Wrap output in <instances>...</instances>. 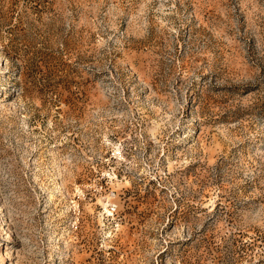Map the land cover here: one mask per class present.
Segmentation results:
<instances>
[{
  "label": "rangeland",
  "instance_id": "374dc122",
  "mask_svg": "<svg viewBox=\"0 0 264 264\" xmlns=\"http://www.w3.org/2000/svg\"><path fill=\"white\" fill-rule=\"evenodd\" d=\"M0 264H264V0H0Z\"/></svg>",
  "mask_w": 264,
  "mask_h": 264
}]
</instances>
